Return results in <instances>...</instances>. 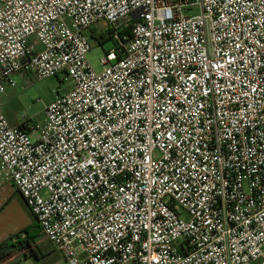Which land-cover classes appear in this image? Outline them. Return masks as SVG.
<instances>
[{"label":"built area","instance_id":"2783aa9c","mask_svg":"<svg viewBox=\"0 0 264 264\" xmlns=\"http://www.w3.org/2000/svg\"><path fill=\"white\" fill-rule=\"evenodd\" d=\"M60 74L12 126L17 78ZM4 183L66 264H264V0H0Z\"/></svg>","mask_w":264,"mask_h":264},{"label":"rangeland","instance_id":"374dc122","mask_svg":"<svg viewBox=\"0 0 264 264\" xmlns=\"http://www.w3.org/2000/svg\"><path fill=\"white\" fill-rule=\"evenodd\" d=\"M92 34H102V38L93 47L88 55V61L96 72L103 70L102 59L115 49V41L109 37L107 23L100 21L91 31ZM18 88L9 89L3 96L4 114L9 122L35 123L43 121L45 108L50 105L58 95L69 92L73 83L67 80L65 74L56 77L38 80L32 76L17 78ZM20 199V200H18ZM35 221L27 206L21 201L19 195L12 197L10 191L0 186V228L11 237L20 236L33 225ZM40 249L45 257L37 261L29 256L28 251L15 252L13 258L2 261L0 264H66L54 246L43 236L39 237L30 249ZM256 264V263H255Z\"/></svg>","mask_w":264,"mask_h":264},{"label":"trees","instance_id":"16d2710c","mask_svg":"<svg viewBox=\"0 0 264 264\" xmlns=\"http://www.w3.org/2000/svg\"><path fill=\"white\" fill-rule=\"evenodd\" d=\"M94 37L99 41L103 36L102 34H96ZM109 37L112 38L111 33ZM23 234H25V238H22V235L15 236L0 244V262L15 252L28 250H30L28 252L29 256L34 257L37 261L43 260L45 255L42 250L38 248L30 249L31 246L36 243L37 239L42 236V231L37 221L35 220L30 229Z\"/></svg>","mask_w":264,"mask_h":264},{"label":"crops","instance_id":"0c3cea01","mask_svg":"<svg viewBox=\"0 0 264 264\" xmlns=\"http://www.w3.org/2000/svg\"><path fill=\"white\" fill-rule=\"evenodd\" d=\"M3 109H4V107H3ZM10 124H11L12 126L19 127V126H21L22 123H19V122H15V123L10 122ZM0 186H1L2 188H4L6 191H10V193L12 194V197H17V195H19L20 198H21V201L26 205V203H25L23 197L20 195L19 191L16 189V187H15L13 184H11V183H6V184H5V183H4V184H1ZM18 200H20V199H18ZM27 208H28V207H27ZM34 219H35V218H34ZM34 222H35V221H33V223H34ZM11 236H12V235H8L7 232H5L3 229L0 228V244L4 243V242L7 241L8 239H10ZM14 255H15V254L13 253V254L7 256V257L5 258V260H7V259L10 260V258L12 259ZM5 260H3V261H5ZM0 263H1V262H0Z\"/></svg>","mask_w":264,"mask_h":264}]
</instances>
